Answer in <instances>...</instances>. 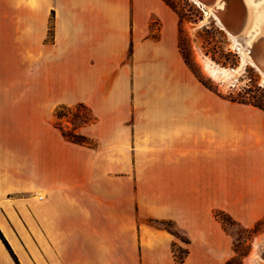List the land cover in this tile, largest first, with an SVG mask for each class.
<instances>
[{
  "label": "crops",
  "instance_id": "crops-1",
  "mask_svg": "<svg viewBox=\"0 0 264 264\" xmlns=\"http://www.w3.org/2000/svg\"><path fill=\"white\" fill-rule=\"evenodd\" d=\"M178 29L163 0H0V232L17 259L0 236V264H177L174 242L181 264H223L214 212L264 215V111L195 78ZM78 103L94 148L55 125Z\"/></svg>",
  "mask_w": 264,
  "mask_h": 264
},
{
  "label": "rangeland",
  "instance_id": "rangeland-1",
  "mask_svg": "<svg viewBox=\"0 0 264 264\" xmlns=\"http://www.w3.org/2000/svg\"><path fill=\"white\" fill-rule=\"evenodd\" d=\"M262 2L264 0H216L217 7L222 13L238 12L237 18L243 27L239 35L246 41L259 44L264 52V21L254 18L253 13V7ZM173 5L176 12L173 11L179 18L178 37L182 29L183 46L187 54L194 59L196 63L194 68L202 79L223 96L246 98L264 105L263 72L252 64V58L248 54L237 48L232 36L221 26L214 14L211 12L206 14V8L198 5L195 0H173ZM156 28L157 23H154L153 29ZM203 59L230 69V76L221 79L211 77L203 66ZM193 75L197 78L194 73ZM74 106L63 111L67 117L62 118V123L68 128H73L69 121L73 117ZM65 121L70 124H66ZM240 202L243 204L246 200ZM263 217L264 215L260 219ZM233 219L236 220L234 217ZM236 222H232L226 229L223 227L232 238L233 249V255L223 264H264V224L254 232V226L247 228L238 220ZM180 235L183 238L188 237L183 230H180ZM259 235L263 236L262 240L256 238ZM256 240L261 247L255 245ZM182 248L188 247L184 244ZM209 252L216 254L213 248H209Z\"/></svg>",
  "mask_w": 264,
  "mask_h": 264
},
{
  "label": "trees",
  "instance_id": "trees-1",
  "mask_svg": "<svg viewBox=\"0 0 264 264\" xmlns=\"http://www.w3.org/2000/svg\"><path fill=\"white\" fill-rule=\"evenodd\" d=\"M172 10H175V6L173 5V0H163ZM182 29L180 30V34L178 37V47L179 50L182 54V57L186 63V65L189 67V69L195 74V76L197 77V79L209 90L213 91L214 93L218 94L221 97H225L227 100L232 101V102H237V103H244V104H250L253 105L255 107H258L259 109L264 111V105L258 101H254V100H250V99H246V98H239V97H231V96H223L217 89L213 88V86L209 85L206 81H204L202 79V77L196 72V69L194 68V66L196 67V63L194 61L193 58H191L190 54H187V52L185 51V48L183 46V39L181 36L182 33ZM74 111H73V117L70 119V123L73 125V128H68L66 127L63 123H62V118H66V114L63 113L64 110L68 109L70 110L71 107L66 106V105H60L55 112V116H56V121H55V125L60 129L62 135L69 141L73 142V143H77V144H81V145H85V146H89V147H95L96 146V142L86 136L83 135L79 132H77L76 130L80 127H84L87 126L89 124H92L96 121V117L94 116V114L92 113L91 109L85 104V103H78L76 104L74 107ZM214 216L215 218L222 224V226L226 229V227H228V225H230L232 222L233 223H237L236 220L233 219V217L228 214L227 212L223 211V210H216L214 212ZM155 223L160 224L161 226H163L164 228H166L168 231H170L172 234H174L177 238L181 239L184 243L189 244L190 243V239L188 237L183 238L180 235V230L177 228L176 224L171 221V220H153ZM264 224V217L262 219H259L254 227H253V231L257 232L259 230V228ZM0 236L2 237L4 243L6 244L7 248L10 250L12 256L14 257V259L17 261L14 253L12 252L10 246L8 245L7 241L5 240V238L2 236L1 232H0ZM172 251H173V255H174V259L175 262L177 264H181L185 261L189 250L188 248H182V246H180L177 242H174L172 245Z\"/></svg>",
  "mask_w": 264,
  "mask_h": 264
},
{
  "label": "bare ground",
  "instance_id": "bare-ground-1",
  "mask_svg": "<svg viewBox=\"0 0 264 264\" xmlns=\"http://www.w3.org/2000/svg\"><path fill=\"white\" fill-rule=\"evenodd\" d=\"M195 2H197L198 5L200 4L206 8V14L209 12L214 14L221 26L225 28L232 36L237 48L242 53L246 55L248 54L252 58V64H254V66L256 65L257 69L259 68V66L264 64V52L262 51L260 45L246 41L243 37L239 35L240 31L243 30V27H241L239 19L237 18L238 12L231 11L229 13H222L221 10L217 7L216 0H195ZM203 66L205 70L209 73V75L216 79L226 78L231 74L230 69L222 68L208 59H203ZM255 245L258 248L261 247L259 246L258 240L255 241Z\"/></svg>",
  "mask_w": 264,
  "mask_h": 264
},
{
  "label": "flooded vegetation",
  "instance_id": "flooded-vegetation-1",
  "mask_svg": "<svg viewBox=\"0 0 264 264\" xmlns=\"http://www.w3.org/2000/svg\"><path fill=\"white\" fill-rule=\"evenodd\" d=\"M253 13H254V18H260L262 19V21H264V2L254 6Z\"/></svg>",
  "mask_w": 264,
  "mask_h": 264
},
{
  "label": "water",
  "instance_id": "water-1",
  "mask_svg": "<svg viewBox=\"0 0 264 264\" xmlns=\"http://www.w3.org/2000/svg\"><path fill=\"white\" fill-rule=\"evenodd\" d=\"M226 24V23H225ZM259 69L264 72V64L259 66Z\"/></svg>",
  "mask_w": 264,
  "mask_h": 264
}]
</instances>
